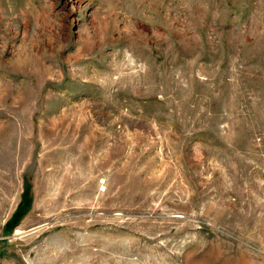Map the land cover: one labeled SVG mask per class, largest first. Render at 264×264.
<instances>
[{
	"label": "rangeland",
	"instance_id": "374dc122",
	"mask_svg": "<svg viewBox=\"0 0 264 264\" xmlns=\"http://www.w3.org/2000/svg\"><path fill=\"white\" fill-rule=\"evenodd\" d=\"M0 264H264V0H0Z\"/></svg>",
	"mask_w": 264,
	"mask_h": 264
},
{
	"label": "trees",
	"instance_id": "16d2710c",
	"mask_svg": "<svg viewBox=\"0 0 264 264\" xmlns=\"http://www.w3.org/2000/svg\"><path fill=\"white\" fill-rule=\"evenodd\" d=\"M28 206H24V204H20L12 217L6 223V229L10 232L12 231V227L17 223V221L23 216Z\"/></svg>",
	"mask_w": 264,
	"mask_h": 264
}]
</instances>
